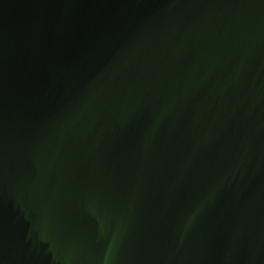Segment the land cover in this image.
I'll use <instances>...</instances> for the list:
<instances>
[{"label":"water","instance_id":"1","mask_svg":"<svg viewBox=\"0 0 264 264\" xmlns=\"http://www.w3.org/2000/svg\"><path fill=\"white\" fill-rule=\"evenodd\" d=\"M0 264H264V0H0Z\"/></svg>","mask_w":264,"mask_h":264}]
</instances>
